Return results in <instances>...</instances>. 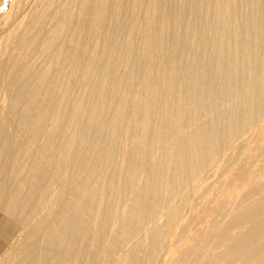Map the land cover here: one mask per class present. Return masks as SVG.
Wrapping results in <instances>:
<instances>
[{"label":"bare ground","instance_id":"6f19581e","mask_svg":"<svg viewBox=\"0 0 264 264\" xmlns=\"http://www.w3.org/2000/svg\"><path fill=\"white\" fill-rule=\"evenodd\" d=\"M1 12L0 264H264V0Z\"/></svg>","mask_w":264,"mask_h":264},{"label":"rangeland","instance_id":"374dc122","mask_svg":"<svg viewBox=\"0 0 264 264\" xmlns=\"http://www.w3.org/2000/svg\"><path fill=\"white\" fill-rule=\"evenodd\" d=\"M5 2V3H4ZM5 5H7V0H0V14L2 13L1 11L4 9V7H5ZM240 101V100H239ZM239 101H238V99H236V101H235V105H234V107H236L237 109H238V111L240 112V108L242 109V107H241V104L239 105L238 103H239ZM237 103V104H236ZM233 107V108H234ZM240 107V108H239ZM236 108H234V109H236ZM240 113H242V111L240 112ZM228 144H230L231 145V143L229 142V143H227V144H222V148H221V150L219 151V156H218V159H219V157L221 158V156L224 154V152H226L225 150H229L230 149V145H228ZM225 146V147H224ZM229 148V149H228ZM222 151V152H221ZM228 152V151H227ZM208 173H206L205 172V176L207 175ZM190 198H192V196L190 197ZM190 198H187V201H186V203H187V205H185L184 204V206H183V208L181 209L183 212L185 211V210H187V212H188V209H189V207H190V204L192 203L191 202V199ZM188 199L190 200V203H189V201H188ZM193 200V199H192ZM187 206V207H186ZM185 207V208H184ZM181 211V212H182ZM182 212V213H183ZM181 213V214H182ZM186 213V212H185ZM184 214V213H183ZM4 247H5V245H3V244H1L0 245V260H2V259H4L6 256H10L12 259H14V260H17L19 257H21L22 255H23V253L26 251V250H29V249H4ZM144 252H146L147 251V249H142ZM164 251H165V249H164ZM142 253V252H141ZM161 253H164V256H165V252H163V250L162 251H160V252H158L157 253V255H156V257L154 258V261H152V263H150V264H164V263H162V262H164L163 260H164V256L163 255H161ZM161 256H162V258H161ZM14 257V258H13ZM161 259H162V261H161ZM57 260H58V257L56 256L55 257V261L57 262ZM75 263V262H74ZM76 264V263H75ZM146 264H148V263H146Z\"/></svg>","mask_w":264,"mask_h":264}]
</instances>
